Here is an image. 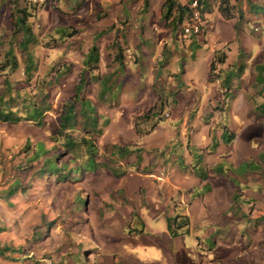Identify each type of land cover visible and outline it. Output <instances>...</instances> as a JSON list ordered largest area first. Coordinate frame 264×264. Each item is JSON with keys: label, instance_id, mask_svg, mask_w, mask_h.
I'll return each mask as SVG.
<instances>
[{"label": "rangeland", "instance_id": "1", "mask_svg": "<svg viewBox=\"0 0 264 264\" xmlns=\"http://www.w3.org/2000/svg\"><path fill=\"white\" fill-rule=\"evenodd\" d=\"M25 1L0 0V62L8 46H11L18 63L14 71L0 70V92L5 88L4 79L11 88H20V93L27 95L33 94L44 84L51 108L40 125L28 121L0 122V264H100L101 256L112 258L114 264H198L206 257L210 258L213 248L202 250L197 246L198 228L189 234L188 231L179 233L165 249L157 236L149 231L141 238L145 237V243L130 240L129 245H124L125 231L122 227L132 215L137 216L134 204L146 205L145 199L154 197L158 191L164 192L167 184H156V180L159 177L168 178L172 172L170 167L175 163L176 155L170 158L169 153L155 147L161 145L171 131L175 140L166 145H171V142L186 144V136L192 129L190 125L186 126V122H170L168 112L166 118L151 119L146 123V120L137 119L141 113L157 107L159 103L168 109L176 93L171 88L185 90L186 84L183 86L180 81L185 76L176 73L170 81L172 76L167 75L169 69L181 72L180 61L173 66L169 63L161 75L162 67L150 66L147 57L140 51L132 53L133 59L129 62H123L121 53L120 63L113 59L116 49L114 52L112 44L123 40L120 37L125 32L136 37L144 36L147 41L155 28L158 31L161 21L160 17H155L161 0H150L146 15H143L141 0H123L122 12L111 0H105L109 9L107 6L98 8L91 5L90 0H78L77 3L76 0H44L36 8L37 16L27 21L34 41L26 46V51L32 55L36 65L28 82L23 75L24 54L16 47L18 40L10 37L9 16L14 5L20 8ZM211 3V11L203 18L205 25L200 33L206 38L201 45L204 50L210 45L208 38L217 34L216 26L224 28L228 23L216 20L217 1ZM230 3L234 7L233 16L239 20L237 25H241L240 31L235 28L230 33L237 38L235 44L248 49L253 57L259 38L262 39L264 63V9L255 11L252 8L264 7V0H229ZM253 26H257V32L253 31ZM59 28L65 33L73 29L74 33L62 37L56 31ZM94 41L102 49L100 60L95 69L84 70V55ZM150 46L148 44L147 48ZM110 50L112 53H109ZM188 51L191 56L187 60L195 54L197 56L194 63L196 73L188 75L189 82L197 94H203L201 55L194 47H189ZM191 51L195 54H191ZM251 56L248 54L246 58ZM165 63L166 57L163 56L155 64ZM65 66L69 70L57 75L56 72H61ZM241 66L239 61L231 68L232 78L237 77L232 81V88L239 90L242 84L238 78ZM129 70L135 73L138 81ZM148 70H155L152 73L160 81H154L150 88L140 87L147 79ZM82 71L85 80L81 97L90 99L94 104L96 127L93 129L86 125L84 129L76 121L69 132L75 137L89 136L97 148L95 161L106 164L107 168L98 165L94 171L84 170L75 179L63 175L55 177L50 165H45L49 160L57 169L65 165L66 170L84 161L83 149L77 151L74 158V153H67L49 138L57 128L63 103L73 94V87ZM92 74L109 75L110 81L105 83L109 91L102 99L97 97L100 82L88 79ZM165 80L169 82L164 84ZM227 81H221L224 90L217 97L224 99L223 109L230 105L232 95L228 92ZM243 84H247L246 89L241 94L237 93L235 100L239 95V101L243 104L238 108L245 109L247 116L241 120L239 116L232 115L231 121H228L227 110H224L219 114V120L209 122L210 131L225 129L232 135V140L236 136V148L232 147V170H223L229 176L232 217L228 218L232 224L223 225L222 230H216L214 234V239L223 240L232 249L221 250L220 264H264V113L255 112L256 105L262 102L264 96V82L257 84L255 77L251 76ZM258 87L262 90L259 91ZM96 130L100 133L96 134ZM183 134L185 138L181 141ZM113 144L129 147L133 151L119 158V154L110 153V145ZM113 167L118 168L117 174L110 171ZM190 167H195L197 177L204 180L201 172L206 167L196 163ZM211 171L212 175H217L216 168ZM214 184H218V181ZM195 186L202 189L200 185ZM182 187L178 189L182 194L193 189ZM208 187L209 184L202 189L203 193L208 191ZM11 189H15V192L10 193ZM213 193L208 200L210 203L216 200ZM155 210L157 208L152 207L150 212L154 213ZM160 224L162 221L154 224L148 221L147 227L161 232ZM152 238L153 244L148 243ZM107 240L116 241L113 253H110L112 249L107 246Z\"/></svg>", "mask_w": 264, "mask_h": 264}, {"label": "crops", "instance_id": "2", "mask_svg": "<svg viewBox=\"0 0 264 264\" xmlns=\"http://www.w3.org/2000/svg\"><path fill=\"white\" fill-rule=\"evenodd\" d=\"M111 1L113 5H118V11L122 12L121 3H124L123 0ZM173 1L175 4L180 5H183L186 2L184 0ZM141 2L143 5L144 0H141ZM146 2L147 5H143V15H146L149 10L150 0H146ZM89 3L91 5H97L98 8L100 6L102 8L106 6L108 7V4L105 3V0H90ZM167 3L168 2H166V0H161L160 2L158 13L156 14L155 18L160 17L159 19L161 21V25L158 31L155 28L154 33L151 35L150 39L146 41L144 36L136 37L134 34H128L127 32H125V35L120 37L123 40H117V44L120 46L123 44V46L129 47L132 53H135V51H140L144 57H147L150 66L159 68L162 67L160 69L161 75L164 74L163 70L165 68H168L169 63H171L172 66L176 61H180L182 63L181 72L173 71L174 69H172L171 71L169 69L167 73V75L172 76L171 79H169L170 81L172 80L173 75L176 73L181 74V77L185 76V78L181 79L180 81L183 86L186 84L184 91L183 88L180 91L171 88V91H175L176 93H174L175 99L174 102H172L173 104H168V113L170 117L169 121L186 122V126L190 125L192 129L186 136L188 141L186 144H174L173 142L175 138L173 139L174 135L171 131L166 135V138L164 139L163 143H161V145H159L158 147L152 146L160 151L164 150L166 153H169L171 155L170 158L172 157V155H176L175 163L170 167L172 172H170V176L168 178L159 177L156 180V184H167L164 192L158 191L154 194V197L145 199V201L147 202L146 205L142 206L139 203L134 204L137 216L135 220H132L131 218L129 219V221L131 220V222L133 223V231H131V233H128L126 232L125 227H122V230L125 231L124 245H129L130 240H132L134 243H145V237L144 239L141 238L149 231L157 236L158 241L165 249V246L168 245V243H171L176 236L180 235H170L166 227L165 217L178 213L185 215L187 218L188 225L186 227V231H188V234L192 232L194 228L199 229L197 232L198 235H196L197 246L202 250H212V248L214 249L213 254L210 258L206 257L201 263L198 264H220V254L223 253L221 252V250L228 249L230 251L232 249V246L230 244L226 245L225 242H222L223 240L220 241L219 239H214V234L217 233L215 232L216 230H222L221 227L223 225H226L228 223L232 224V220L230 219V221L228 218L232 217V212L230 211L232 210V194L230 192V184H228L229 176L223 170H232V147L236 148V136L232 140L231 135V137L226 140L224 135L228 134V132H226L225 129L210 131L209 127L211 123L209 122L219 120V114L224 113V110H227L225 113L227 116L226 119L228 121H231L232 115L239 116L241 120L247 116L245 109L238 108L241 104H243L239 101V95H237V100H235V97L237 93L241 94L245 91L247 84H243V82L246 79H249L251 76H256L255 67L260 64H264L262 63L263 40L259 38V44L256 48V53L252 57L248 49L235 44V40L237 38L234 37V35L232 36L230 34L231 30L234 31L235 28L240 31L241 25H237L239 20L234 16L230 18H224L217 11L216 13L218 15V18L216 20H223L228 23H226V26L224 28H220V25L216 26L217 34H214L212 38H208V43L210 42V45L206 50H204L201 48V45L206 42V38H204V35H192L189 37L182 36L179 31V24L185 20L186 13L180 14L178 8L173 4L170 13L168 15H165ZM164 9V13L160 14V12ZM204 17L206 18V13L203 14V18ZM218 24H220V22ZM226 32L228 33V35H225ZM212 39L214 40V43L211 44ZM94 44L98 48L97 62H99L102 49L99 47L96 41H94ZM148 44L151 45L149 47L150 52L148 51L149 48H147ZM189 47H194L201 55V66L204 68L201 71V74L203 76L201 79L204 82L203 94H197L193 84L189 82L188 79V75L195 74V68H197V66H194L197 56L193 51H191V54H195L196 57L194 56L190 60H187L191 56L189 55L188 51ZM112 49L115 52L114 46H112ZM104 50L105 47H103V51ZM163 50L164 53L162 52ZM109 53H112V50H110ZM219 53H222L224 55V60L223 62H216L214 64L215 68L210 72V62L212 58ZM248 54H250L251 56V58L249 59L246 58ZM163 56L166 57V63L162 65L155 64L156 61L160 60V58H162ZM239 61L243 65L240 67L242 71L239 70L238 72L240 74L238 78L240 79V81H242L240 90L232 88V81L236 80L237 77L236 79L232 78L233 73H231V68L233 69L234 63L237 64ZM97 65L98 64L94 65V69ZM152 72H155V70H148V74L146 76L147 79L145 80V82H143L144 84H141L140 87L148 86L147 88H150L153 85L154 81H160L158 80V77H156ZM132 74L134 75V79L137 80L135 78V73L132 72ZM108 76L109 75H106V77ZM100 77L103 78L104 76L101 75ZM226 80H228V92H230L232 95L230 105L228 104L227 109H223L225 101H222V104L218 105V103H216L214 99H217L218 95L224 90V86L221 81ZM166 81L168 80H165L164 84L166 83ZM258 89L259 91L262 90V88L259 87ZM145 93L147 94V92ZM263 101L264 96L262 97V102ZM258 105L259 104H257L256 106ZM255 112L258 113L256 109ZM184 138V134L181 135V141ZM176 139L179 138L176 137ZM169 141H173L171 142L172 144L166 145V143ZM247 144L248 143H246V146H248ZM246 146H244L243 149H245ZM177 158L180 159L177 160ZM195 163L196 165H203L204 167L209 169V172H207L206 168L204 172L203 170L201 172L204 180L197 177L198 174L194 172L195 167L193 169L190 167V165L192 166ZM213 168H216L217 175H212L211 170ZM170 178L172 179L170 180ZM217 181L218 184H214L217 183ZM207 184H209L211 188L208 187V191L203 193L202 189L207 186ZM195 185H200L202 189L197 188ZM181 187L193 189L192 191H186L187 193L182 194L178 191V189H180ZM217 189H220V191L217 192ZM211 193H213V197L216 200H212L210 203L208 200ZM152 207L157 208L154 213L150 212ZM148 221L152 224L157 221H162V224H160L161 232H157L147 227ZM140 225L142 226L141 231H137L140 228ZM136 237H140V239L138 240L136 239ZM203 241L209 242L204 243ZM115 242L116 241L114 240H107V246L112 249L110 253H113ZM228 242L230 241L228 240ZM148 243L153 244V238L149 239ZM103 248H105V246ZM100 264H114V262L112 258L106 259L105 256H101ZM178 264L183 263L179 262Z\"/></svg>", "mask_w": 264, "mask_h": 264}, {"label": "trees", "instance_id": "3", "mask_svg": "<svg viewBox=\"0 0 264 264\" xmlns=\"http://www.w3.org/2000/svg\"><path fill=\"white\" fill-rule=\"evenodd\" d=\"M78 0H76L77 3ZM186 1L185 4H175L173 0H166V13L168 15L171 11V7L174 4L180 14L187 13L186 9ZM215 0H196L198 9L201 14L208 13L211 11V2ZM217 6L216 9L224 18L233 17V12H231L234 7L233 5L229 4V0H216ZM15 3V1H13ZM143 5L146 6L147 2L144 0ZM37 7L31 4V0L25 1L24 5L20 8L17 6H13L12 11L10 12V37L13 40H18L16 47H18L24 54V65H23V75L24 80L29 81L32 77V72L36 69V65L34 63L32 55L26 51V46L29 43L34 41L33 33L31 31V27L28 24V19L31 17L37 16ZM256 11L258 8L264 9V7H252ZM254 11V12H255ZM264 13V10H262ZM179 20V19H178ZM59 36H70L74 33V30L71 29L67 33L64 32L63 29L59 28L56 30ZM116 52L114 54V59L120 63L121 55H120V46L114 41L112 44ZM3 61L0 62V70L9 69L10 71H14L17 68V58L12 52V47L8 46L6 51L3 55ZM83 64L85 65V69L92 70L94 69V65L98 61V48L93 43L86 51ZM224 55L222 53L217 54L214 56L210 62V72L215 68L216 62H223ZM256 69V76L255 81L256 83L264 82V77H262L264 72V64H260L255 67ZM57 70V69H56ZM69 68L67 66L64 67L61 72L57 71L58 73L62 74L68 71ZM83 70V71H84ZM83 71L81 72L77 82L73 87V94L69 99H67L62 106L61 114L58 117L56 123V130L53 134L49 136L51 142L54 144H59L60 148L64 149L67 153H74V158L77 156V151L83 149L82 156L84 161L81 162L80 165L67 168L57 169L53 163H50L51 160L48 161L45 165H50V171L53 172L55 177L58 175H63L62 177H69L71 179H75L79 176L84 170L94 171L98 165L101 167L107 168L106 164H100L99 162L95 161V155L97 152V148L93 143V140L89 136H80L75 137L71 135L69 132V128L73 126V124L78 121L81 125L84 126V129L87 127L86 125H90L91 128L95 129L96 122H97V114L94 107V104L91 103L90 99L81 97V92L84 88V75ZM89 81L92 82H100L101 88L97 95L98 98L102 99L104 97L105 92L108 93L109 89L106 90L105 83L110 81L109 76H104L101 78L96 74H92L88 77ZM114 79V78H112ZM4 90L0 92V122L5 123H17L28 121L32 122L35 125H40L43 123V116L47 111L50 110L51 105L48 101V92L45 89V85H40L33 94L27 95L25 92L20 93V88H11L7 79H4ZM264 88V86H263ZM37 98V100H36ZM12 102L14 104H12ZM160 108H162V104H159ZM150 109L147 112L140 114L137 119L139 120H146L144 123L151 120L150 114H148ZM256 110L259 114L264 113V101L261 102L258 106H256ZM160 116H157L158 119ZM100 133L99 130H96V134ZM226 140L231 137V134L228 133L224 135ZM41 147V146H39ZM133 151L129 147H119L118 145H110V153L111 155L119 154V158L123 157L125 154L130 153ZM71 158V159H74ZM117 167L111 168V172L117 174ZM66 170V171H65ZM15 192V189H11L10 193ZM264 217V216H263ZM136 216L132 215L131 219L135 220ZM166 227L168 232L171 236L177 235L179 233H183L186 231V227L188 225V221L185 215L182 214H173L171 216L165 217ZM133 223L130 221L127 222L125 225L126 232L131 233ZM137 231H141V225ZM134 229V228H133ZM182 229H185L181 231Z\"/></svg>", "mask_w": 264, "mask_h": 264}, {"label": "built area", "instance_id": "4", "mask_svg": "<svg viewBox=\"0 0 264 264\" xmlns=\"http://www.w3.org/2000/svg\"><path fill=\"white\" fill-rule=\"evenodd\" d=\"M43 2L44 0H31V4L35 7L40 6ZM186 8V18L179 24L181 35L184 37L200 35L202 27L205 25V21L203 20V14H201L198 9L196 0H188ZM253 31H258L257 26H253ZM121 54L123 62H129L133 59L132 52L127 46L121 45ZM222 101H224V99L217 98L216 103L221 105ZM162 106V108H160L159 105L150 108L148 114H150L151 119L155 120L154 118H157V116H160V118H166L168 116V109H165L164 104H162Z\"/></svg>", "mask_w": 264, "mask_h": 264}, {"label": "clouds", "instance_id": "5", "mask_svg": "<svg viewBox=\"0 0 264 264\" xmlns=\"http://www.w3.org/2000/svg\"><path fill=\"white\" fill-rule=\"evenodd\" d=\"M123 45V44H122ZM120 46V45H119ZM120 53H121V46H120ZM122 55V54H121ZM133 55V54H132Z\"/></svg>", "mask_w": 264, "mask_h": 264}]
</instances>
